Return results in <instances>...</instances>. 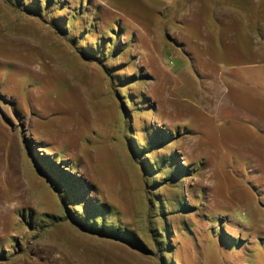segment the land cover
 Instances as JSON below:
<instances>
[{"label":"rangeland","instance_id":"rangeland-1","mask_svg":"<svg viewBox=\"0 0 264 264\" xmlns=\"http://www.w3.org/2000/svg\"><path fill=\"white\" fill-rule=\"evenodd\" d=\"M0 264H264V0H0Z\"/></svg>","mask_w":264,"mask_h":264},{"label":"trees","instance_id":"trees-1","mask_svg":"<svg viewBox=\"0 0 264 264\" xmlns=\"http://www.w3.org/2000/svg\"><path fill=\"white\" fill-rule=\"evenodd\" d=\"M7 1H10V0H7ZM45 2H46V3H47V2H51V0H45ZM90 32H91V31H89V33H90ZM126 95H127V98L129 99L128 94H126ZM128 104H131L130 101L128 102ZM126 129H128V128H126ZM143 142H144V140H143ZM153 163H154L156 166L161 165V162H160V161H157V160H154ZM169 164H170V165L167 166L166 170H164V171H167V170H168V172H167L168 174H162V175H163L164 177H166V176L169 175L170 179H167V180L172 181L173 177H174L176 174H178L179 172L181 173V171L178 170V169H176L174 166H171V163H169ZM155 165H154V166H155ZM166 178H167V177H166ZM80 206H81V207H80V209H79V212H78V210H76L78 214L84 212V210H83V209H84L83 204L80 205ZM165 207H166V208H167V207H175V205H174V204H169V203H167V204H165ZM84 222H85V223H82V222H80V220H77V221H76V225H77L79 228H81V229H86L87 231H92L93 229H92L91 224H87L88 221H86L85 219H84ZM96 223L98 224V231L100 232V231L102 230V227H101V226H103V225H102L103 220L101 219L100 221H97ZM161 232L164 233V229L155 228V235H152V236L154 237V238H153V241H154L155 245H158V246L161 247V249H162V248H163L162 244H164V240H162V233H161ZM101 233H102V232H101Z\"/></svg>","mask_w":264,"mask_h":264},{"label":"bare ground","instance_id":"bare-ground-1","mask_svg":"<svg viewBox=\"0 0 264 264\" xmlns=\"http://www.w3.org/2000/svg\"><path fill=\"white\" fill-rule=\"evenodd\" d=\"M219 94H221V93L219 92Z\"/></svg>","mask_w":264,"mask_h":264}]
</instances>
